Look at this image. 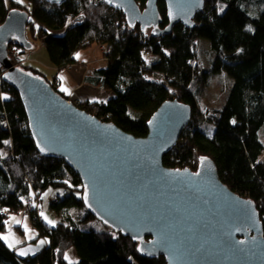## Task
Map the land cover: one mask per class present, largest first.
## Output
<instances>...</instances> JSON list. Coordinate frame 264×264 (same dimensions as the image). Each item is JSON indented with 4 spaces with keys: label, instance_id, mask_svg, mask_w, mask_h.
<instances>
[{
    "label": "trees",
    "instance_id": "16d2710c",
    "mask_svg": "<svg viewBox=\"0 0 264 264\" xmlns=\"http://www.w3.org/2000/svg\"><path fill=\"white\" fill-rule=\"evenodd\" d=\"M24 1L30 5L0 0V23L12 9L28 11V40L35 47V39H41L58 70L78 64L76 55L82 50L95 45L105 48V66L87 80L111 96L96 103L74 101L79 108L144 137L148 121L165 101L178 98L191 105V132L183 134L180 144L165 155L164 165L196 170L199 158L209 156L225 184L256 202L264 225V142L259 134L264 131V0H207L194 28L177 24L169 34L152 37H146L139 24L130 27L125 14L105 0H67L61 6L46 0ZM136 1L145 8L147 0ZM159 9L164 29L169 21L163 1ZM201 39L209 40L216 53L211 74L198 62ZM15 48L24 59L26 50L10 44L9 50ZM12 62L45 76L31 65L33 60L21 65ZM1 73L0 264H69L65 259L69 247L77 254L76 264H167L163 256L142 255L138 243L121 233L85 230L68 215L71 208L85 207L80 177L65 160L40 154L20 95ZM224 73L231 79L225 103L200 105L192 86L201 94L214 76ZM46 79L72 100L59 78ZM204 119L211 124L210 131L201 127ZM69 186L74 189L71 194L52 206L61 222L50 226L46 221L37 223L35 213L31 216L40 238L49 241L47 247L35 258H18L14 251L19 246L13 247L4 237L9 213L21 210L33 190ZM89 219L95 217L88 211L86 222Z\"/></svg>",
    "mask_w": 264,
    "mask_h": 264
},
{
    "label": "water",
    "instance_id": "95a60500",
    "mask_svg": "<svg viewBox=\"0 0 264 264\" xmlns=\"http://www.w3.org/2000/svg\"><path fill=\"white\" fill-rule=\"evenodd\" d=\"M63 5L67 0H46ZM125 14L146 37L169 34L175 25L192 29L206 0H105ZM169 24L160 28L159 2ZM30 13L12 9L0 23V70L22 100L28 126L41 155L63 159L80 177L86 209L105 226L138 243L147 257L167 264H264V225L256 202L225 184L209 156L196 170L171 168L164 157L180 142L192 120L191 105L173 98L137 137L103 121L56 91L45 76L15 66L9 46L32 50L27 38ZM48 245L45 238L15 249L24 260ZM21 252L24 255H21Z\"/></svg>",
    "mask_w": 264,
    "mask_h": 264
},
{
    "label": "rangeland",
    "instance_id": "374dc122",
    "mask_svg": "<svg viewBox=\"0 0 264 264\" xmlns=\"http://www.w3.org/2000/svg\"><path fill=\"white\" fill-rule=\"evenodd\" d=\"M18 2H21L22 6L30 5L27 1L25 2L24 0H18ZM35 42H36V45L35 47H33L32 50H26L27 54L24 56V59L25 61H28V60L31 61L33 60V57L31 58V56H34L37 54L36 56L38 58L37 60L39 63L37 65H39V67H42L44 71L47 74H49V71L51 70V65L49 63L50 62L49 55L46 49L44 47L43 48L41 47L43 46L41 39H35ZM197 48H198L197 55H198L199 65L203 67L204 72L211 74L212 69H213V61L216 58V53L212 50L209 40L207 39L198 40ZM15 51L19 54L18 49L15 48ZM34 51H37V53L32 54V52ZM102 57L103 58L101 59L102 61L101 63L105 64L106 62H103V60L106 61L105 55L103 54ZM99 64H100V60H99ZM36 69L38 68L36 67ZM230 84H231L230 77L224 73L219 76H214L211 80L209 88L207 87L203 88V93L200 94L198 89L196 88L197 86L195 85L192 86V91L195 93L196 97L199 99L200 105L202 103H208L204 105L205 108H206V105L211 106L210 103H213L217 106H222L225 103L226 98L228 96ZM209 93H210V96H209ZM75 97H76V94H75ZM72 100L77 103H80L81 101L82 102L90 101V102H95V103L97 101L99 102V100H94V99L75 100L74 96ZM205 108L204 109L202 108V110L205 111ZM201 127L203 129L210 131L211 124L206 122V120L204 119L202 121ZM190 132H191L190 128L187 127L184 130L183 134L188 135ZM263 132L264 131L262 129L259 134H260L261 140L264 142ZM4 156H6V153L4 154ZM33 185L34 184H30V186H33ZM72 190L74 189L70 188V186L56 188V189L50 188L49 190H46L43 192H41L39 189L33 190L30 196L27 197L24 203V207L21 210L17 212L12 210L9 213V217L7 220L8 231L5 232L4 234V237H7L6 240L10 243L13 240V236L15 235L16 238H18L17 242L19 243L18 245H13V247L24 245L26 243H35L37 240H39L41 235L39 234V231L34 226L31 216L35 213L36 216L39 217L38 219L34 217L37 223H44L46 221L48 225L55 226L57 223L61 222V218L55 213L52 206L58 203L61 200V198L65 196L66 194H71ZM83 191H84V188L82 190V194H83ZM87 212L88 210L86 209V207L71 208L68 211V215L71 216L76 221V223L80 224V226L85 230H96V231H103V232L112 230L111 228L105 226L100 220L96 218L89 219L86 222L85 217H86ZM49 221H52L53 223H49ZM47 242L49 243L48 240ZM65 259L69 264H76L78 262V257L73 247H69L67 250H65Z\"/></svg>",
    "mask_w": 264,
    "mask_h": 264
},
{
    "label": "crops",
    "instance_id": "0c3cea01",
    "mask_svg": "<svg viewBox=\"0 0 264 264\" xmlns=\"http://www.w3.org/2000/svg\"><path fill=\"white\" fill-rule=\"evenodd\" d=\"M41 47L43 48V46ZM104 52L105 48L101 45H95L90 49L82 50L76 55L78 64L65 69L58 70L49 62L51 65V70L49 71V74H47L42 67H39V65H37L39 64L37 60L38 58L36 56L37 51H34L32 52V54L36 55L31 56V58L33 57V63L31 65L37 67L38 70L50 80L54 79L55 77L59 78L62 88L67 89V91L65 92L69 96H71L72 99L74 96L75 100L94 99L103 101L111 96L110 93L100 90L98 87H95L93 83L87 80V78H89V76L92 75L95 70L105 66L104 63H101ZM103 62L106 61L103 60ZM61 77H63V79H61ZM17 241L18 238H16V236L14 235L13 240L10 242V244L18 245L19 242Z\"/></svg>",
    "mask_w": 264,
    "mask_h": 264
},
{
    "label": "built area",
    "instance_id": "2783aa9c",
    "mask_svg": "<svg viewBox=\"0 0 264 264\" xmlns=\"http://www.w3.org/2000/svg\"><path fill=\"white\" fill-rule=\"evenodd\" d=\"M9 56L11 57L12 61L14 60L17 64L21 65L25 62V59H22L20 54H18L15 49L9 50ZM15 65V64H14ZM2 76V75H1Z\"/></svg>",
    "mask_w": 264,
    "mask_h": 264
},
{
    "label": "snow or ice",
    "instance_id": "6c2138e0",
    "mask_svg": "<svg viewBox=\"0 0 264 264\" xmlns=\"http://www.w3.org/2000/svg\"><path fill=\"white\" fill-rule=\"evenodd\" d=\"M5 2H6V0H5ZM61 79H63V77H61ZM63 91H67V89H62ZM49 223H53L52 221H49ZM5 239H7V237H5ZM21 255H24V253L23 252H21Z\"/></svg>",
    "mask_w": 264,
    "mask_h": 264
},
{
    "label": "bare ground",
    "instance_id": "6f19581e",
    "mask_svg": "<svg viewBox=\"0 0 264 264\" xmlns=\"http://www.w3.org/2000/svg\"><path fill=\"white\" fill-rule=\"evenodd\" d=\"M12 60V59H11Z\"/></svg>",
    "mask_w": 264,
    "mask_h": 264
}]
</instances>
